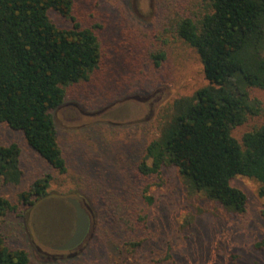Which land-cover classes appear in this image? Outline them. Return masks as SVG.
I'll return each instance as SVG.
<instances>
[{
	"label": "trees",
	"instance_id": "trees-1",
	"mask_svg": "<svg viewBox=\"0 0 264 264\" xmlns=\"http://www.w3.org/2000/svg\"><path fill=\"white\" fill-rule=\"evenodd\" d=\"M75 7L76 0H0V123L22 131L60 174L69 168L70 152L82 162V147L62 137L53 115L67 99L101 107L124 94L149 91L182 50L198 56L207 79L192 95L161 107L157 133L144 146L131 189L88 176L105 231L134 249L147 240L148 215L140 201L144 196L153 202L146 181L164 167L176 168L188 194H201L233 214L245 212L248 202L232 183L239 175L256 179L264 199V101L251 93L264 89V0H157L154 23L125 26L127 41L115 55L101 35L109 24H85ZM51 9L70 25L57 24ZM254 116L263 121L237 138L234 128ZM20 154L18 143L0 144V173L7 181L21 179ZM53 180L50 173L38 177L20 197L35 204L48 196ZM15 209L0 183V218ZM255 247L264 249V238ZM0 264H31L29 251L11 247L2 231Z\"/></svg>",
	"mask_w": 264,
	"mask_h": 264
},
{
	"label": "rangeland",
	"instance_id": "rangeland-1",
	"mask_svg": "<svg viewBox=\"0 0 264 264\" xmlns=\"http://www.w3.org/2000/svg\"><path fill=\"white\" fill-rule=\"evenodd\" d=\"M156 8L157 0H76L75 14L85 24H109L101 29V35L115 55L119 43L127 41L125 26L134 22L152 25ZM49 15L59 25H70L56 10L51 9ZM182 52V56L166 62V76L149 91L130 92L101 107L85 106L69 98L53 110L62 137L77 149L82 147V162L77 164L74 152H70L65 174L34 150L22 131L0 123V144H19L22 169L19 182L7 181L0 173L2 194L16 205L14 211L0 218V231L11 247L29 251L31 264H264V249L255 247L264 238V199L258 193L260 183L248 176L232 180L248 196L245 212L233 214L201 194H188L176 168L164 167L162 173L146 181V194L153 196V202L144 196L140 201L148 215L147 240L136 249L105 231L98 220L88 176L99 175L110 185L115 181L128 183L131 189L133 175H139L136 164L144 146L151 133H157L161 107L179 96L192 95L207 83L198 56L191 50ZM147 74L143 70V78ZM251 93L264 101V89L251 88ZM262 121L261 116H254L235 127L233 134L241 139L244 132ZM48 173L54 176L48 196L26 204L21 193ZM96 188L115 187L98 184ZM69 197L77 198L88 210L91 227L82 244L59 250L57 247L76 227Z\"/></svg>",
	"mask_w": 264,
	"mask_h": 264
},
{
	"label": "water",
	"instance_id": "water-1",
	"mask_svg": "<svg viewBox=\"0 0 264 264\" xmlns=\"http://www.w3.org/2000/svg\"><path fill=\"white\" fill-rule=\"evenodd\" d=\"M69 201L75 209L76 227L72 236L57 247L59 250L73 249L82 244L91 227L90 214L83 204L75 197H69Z\"/></svg>",
	"mask_w": 264,
	"mask_h": 264
}]
</instances>
